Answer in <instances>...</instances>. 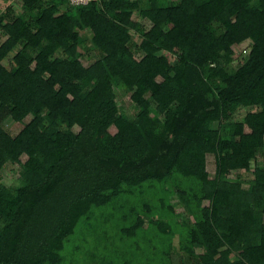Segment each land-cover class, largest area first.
<instances>
[{"label":"trees","instance_id":"1","mask_svg":"<svg viewBox=\"0 0 264 264\" xmlns=\"http://www.w3.org/2000/svg\"><path fill=\"white\" fill-rule=\"evenodd\" d=\"M20 1L22 14L0 15V170L20 166L17 183L0 189V264H62L82 220L150 182L172 183L177 200L162 204L166 220L152 219L178 239L166 264L197 249L201 264H264V0ZM94 50L96 74L78 79L76 64ZM118 91L131 94L135 115ZM245 106L257 109L245 118L256 128L249 143L235 120ZM8 122L23 129L13 136ZM63 163L68 173L3 260L25 193ZM234 171L255 179L244 188Z\"/></svg>","mask_w":264,"mask_h":264},{"label":"rangeland","instance_id":"2","mask_svg":"<svg viewBox=\"0 0 264 264\" xmlns=\"http://www.w3.org/2000/svg\"><path fill=\"white\" fill-rule=\"evenodd\" d=\"M8 8L22 14L24 7L20 0L0 2V15L5 14ZM134 19L139 20L138 13ZM143 24L146 30L152 26L147 20L143 21ZM2 39L5 37L0 34V40ZM245 49H249L247 43L235 46V65L244 55ZM168 56L173 62L174 58L171 55ZM99 57V52L95 50L84 55L75 67L77 78L82 79L87 73L96 74V62ZM6 63L9 66V62ZM117 95L120 109L124 113L135 115L138 112L137 107L131 101L130 93L118 91ZM256 110V108L245 106L235 116V120L244 123L245 126L244 135L239 139L242 143H249L252 135L256 133L254 126L245 123L247 114ZM29 120L27 119L26 122ZM8 126L13 136L23 129L21 124L9 123ZM110 131L113 135L118 134L115 128ZM27 159V156H24L22 161L25 162ZM252 164L254 165V162ZM257 164H263L262 156L259 157ZM68 170V164H61L48 184L37 191L25 193L17 222L6 240L3 260H7L16 249V241L21 237L36 203L52 193L54 187L64 179ZM208 171L211 178H214L216 172L214 156L208 157ZM19 172L20 166L18 165L1 169L0 189L3 186L15 185L20 176ZM230 178L231 180L242 179L244 188H248L249 183L255 179L254 174L246 171H234ZM172 186V183H146L141 188L131 190L132 192L126 190L107 206L95 208L88 219L79 223L74 234L66 241L62 252V264H166V252L177 250L178 239L161 234L152 223V219L166 220V208L162 204L166 206L177 203V200L171 197ZM205 206L209 204L205 203ZM178 212L177 216L181 217L182 211ZM140 218H144L145 221L142 226L139 225ZM203 253V249H197L194 256L176 252L172 255V264H201L199 256Z\"/></svg>","mask_w":264,"mask_h":264},{"label":"built area","instance_id":"3","mask_svg":"<svg viewBox=\"0 0 264 264\" xmlns=\"http://www.w3.org/2000/svg\"><path fill=\"white\" fill-rule=\"evenodd\" d=\"M72 2L74 3V4H87L88 2H90V0H72ZM247 52H248V50L247 49H245L244 51H243V53L244 54H247Z\"/></svg>","mask_w":264,"mask_h":264}]
</instances>
